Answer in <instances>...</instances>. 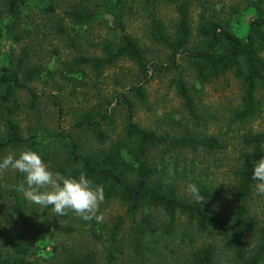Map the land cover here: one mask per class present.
<instances>
[{"label": "trees", "instance_id": "16d2710c", "mask_svg": "<svg viewBox=\"0 0 264 264\" xmlns=\"http://www.w3.org/2000/svg\"><path fill=\"white\" fill-rule=\"evenodd\" d=\"M0 1L9 18L10 30L32 7L43 13L50 22H55L59 33L65 32V19L73 25L82 26L101 17L100 12L85 3L86 0H83L84 3L68 5L62 15L57 13L53 0ZM98 1L104 7L105 20L117 33V41L105 39L96 44L101 55H77L62 66L68 82L73 88H78L83 86L86 78L84 67H89L96 77H100L106 67L115 65L123 58L135 65L139 82L115 96L116 104L125 111L121 132L112 138L110 130L114 114L108 108H98L81 114L68 130L23 135L15 119L20 108L17 92L27 91L30 106L35 107L38 95L29 87L30 82L43 76L53 79L58 72L43 64L28 65V53L24 49L17 59H12L6 53L4 62L0 64V157L9 152L32 149L39 152L46 163L55 155L57 159L52 163L53 171L73 176L85 172L88 178L104 186L105 202L117 200L124 207L125 214L131 219L135 254H141L143 241L150 231L149 221L160 212L164 220L160 232L164 239L176 238V230L182 228L177 250H171L178 253L175 264H264V205L258 202L264 194L257 193L255 182L251 179L254 161L264 157V131L247 132L241 136L244 151L228 172L232 202L217 203L214 202L215 194H221L222 191L217 190L214 183L202 175L196 179L194 169L183 168L179 171L175 163L171 168L168 158L181 159L177 153L184 150L213 154L225 148L223 142L210 134L183 133L175 136L142 127L133 121L136 102L129 98L132 95L139 104H145V85L156 74L174 73L171 86L181 98L190 119L197 125L202 124L205 119L178 63L179 57H184L195 80L200 83L217 79L226 73L237 78L241 84L240 104L232 111L229 120L231 123H244L252 119L258 112L256 92L258 88L264 89L262 0H249L244 7L245 10L255 11L249 20L245 37L236 35L230 30L227 20L208 13L203 7L195 28L197 39L192 46H189L193 37L189 17L190 0H143L149 21V38L169 52L165 63L146 59L143 47L126 31L123 18L126 12L131 11L130 0ZM158 1L172 5L177 14L171 34L156 11L150 8ZM232 11L238 13L237 8ZM20 36L13 37L17 40L22 38ZM70 42L75 45L73 38H70ZM73 130L87 131L98 148L84 151L72 137ZM52 142L60 144V151H54ZM20 176H23L22 173L15 174L14 184L7 192L11 205L9 220L24 219L23 213L28 209L27 199L17 190ZM181 180L196 184L205 199L196 203L190 194L181 195ZM256 202L258 204L255 206ZM143 212V217L138 219V214ZM52 213L51 207L42 211L46 218ZM57 216L65 218V215ZM122 223V217H119L110 229L111 246L116 241ZM61 231L71 234L75 229L66 226ZM202 236L209 240L199 247L194 246ZM182 246L183 249L186 246L189 249L183 251ZM145 249L150 254L155 252L154 246L149 245ZM107 252L106 264H111L113 253L111 249ZM35 256L36 251L31 243L17 232L6 230L0 222V264H39ZM59 264H95V255L93 252L80 257L69 254Z\"/></svg>", "mask_w": 264, "mask_h": 264}, {"label": "rangeland", "instance_id": "374dc122", "mask_svg": "<svg viewBox=\"0 0 264 264\" xmlns=\"http://www.w3.org/2000/svg\"><path fill=\"white\" fill-rule=\"evenodd\" d=\"M31 1V0H29ZM249 0H190L189 17L191 20L193 37L189 46L196 41L195 28L199 21V15L205 7L208 13H214L217 17L227 20L230 30L240 37H245L250 18L255 14L253 9L245 10ZM1 2V1H0ZM57 6V13L62 15L63 9L70 4L84 3L83 0H53ZM143 0H130L131 11L126 12L123 18L126 31L137 39L143 47L146 59L165 63L168 50L152 41L148 36L147 9ZM85 3L92 9L100 12L101 17L89 24L77 26L70 20H63L65 32L57 31L55 22H50L47 17L36 8L23 15L16 25L10 30V21L0 3V64L5 59V54L17 59L22 50L28 53V65L43 64L48 69H57L53 79L47 76L37 78L30 82L29 87L38 95L35 107L30 106V97L27 91L17 92L20 108L15 117L23 135L50 133L54 130H68L78 117L86 111H94L101 108L114 114L113 126L110 130L112 138H115L123 128L125 111L115 102V96L125 92L129 87L139 82V76L135 65L123 58L115 65L106 67L100 77L88 67H84L86 78L81 87L73 88L67 80V73L62 66L70 63L77 55H101L96 44L105 39L117 41V33L114 32L106 21L104 7L98 0H86ZM155 3V2H154ZM205 3V6L203 4ZM264 0H262V6ZM264 7V6H263ZM158 17L164 23L168 33L174 30L177 14L172 5L161 1L152 4ZM238 9V13L232 10ZM209 15V14H207ZM58 22V21H57ZM21 35L20 39L13 36ZM73 38L75 45L70 42ZM264 58V51L261 52ZM180 69L191 87L194 99L200 112L203 114L202 124H195L183 107L181 98L171 86L174 73L156 74L146 85V103L139 104L130 95V99L136 102L133 121L140 126L152 129L158 133L169 132L178 136L183 133L195 135L210 134L217 136L225 145L221 151L206 154L202 151L192 152L184 150L177 153L181 159L168 158L170 167L175 163L181 171L194 169V177L202 175L215 184L221 194H215L214 202H232L229 190V169L236 163L239 154L244 151L240 138L244 133L264 131V89L258 88L256 98L258 100V112L247 122L231 123L229 118L232 111L239 106L241 97V84L231 73H226L217 79L200 83L190 70L184 57L178 60ZM61 108V112L59 111ZM72 137L85 150H96L98 145L87 131H72ZM54 151H60L61 146L52 142ZM175 157V154H172ZM47 162L51 169L55 155ZM191 165H193L191 167ZM16 170L8 169L0 172V222L8 231L17 232L22 238L32 244L36 251L35 259L39 264H59L69 254L80 257L88 252L95 255V264H106L107 250L113 253L111 264H175L176 255L171 250H177L181 227L176 230V238H163L160 232L164 223L162 215L157 214L149 221L150 231L145 236L141 254H135L131 235V219L125 214L124 207L117 200L105 202L100 205L98 215L100 219L83 220L71 211L65 214V218H59L55 213L47 218L42 215L44 207L33 204L23 192L20 195L27 199V207L23 218L10 219L11 205L7 192L14 184ZM23 175V174H22ZM189 178L193 179L189 176ZM24 183L20 176L18 186ZM191 182L181 180L179 193L188 196V185ZM220 191V192H221ZM218 196L220 200H218ZM217 202V203H218ZM264 205V196L259 199ZM216 203V204H217ZM258 203L256 202L255 206ZM143 213L138 214L141 219ZM122 217L115 243L109 239L110 229L113 223ZM184 224V221L181 220ZM70 226L75 231L71 234L62 232L63 227ZM42 231V232H39ZM209 239L202 236L197 239L194 246L199 247ZM252 241V240H250ZM154 246L155 252L148 253L146 246ZM220 246L221 243H218ZM183 251L188 246L181 247Z\"/></svg>", "mask_w": 264, "mask_h": 264}, {"label": "clouds", "instance_id": "9594fccd", "mask_svg": "<svg viewBox=\"0 0 264 264\" xmlns=\"http://www.w3.org/2000/svg\"><path fill=\"white\" fill-rule=\"evenodd\" d=\"M13 169L23 174L24 183L17 190L35 205L48 208L63 216L71 211L83 220L100 219V205L104 201V186L88 178L85 172L78 176L53 171L32 149L9 152L0 157V172ZM251 179L258 194H264V157L254 161ZM192 200L200 203L205 199L196 184H189Z\"/></svg>", "mask_w": 264, "mask_h": 264}]
</instances>
